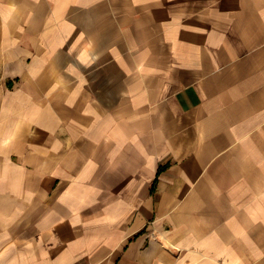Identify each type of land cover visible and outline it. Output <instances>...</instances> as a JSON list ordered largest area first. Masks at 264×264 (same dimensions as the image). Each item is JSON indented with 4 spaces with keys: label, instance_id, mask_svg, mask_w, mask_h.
I'll return each mask as SVG.
<instances>
[{
    "label": "crops",
    "instance_id": "crops-1",
    "mask_svg": "<svg viewBox=\"0 0 264 264\" xmlns=\"http://www.w3.org/2000/svg\"><path fill=\"white\" fill-rule=\"evenodd\" d=\"M0 264H264V0H0Z\"/></svg>",
    "mask_w": 264,
    "mask_h": 264
}]
</instances>
